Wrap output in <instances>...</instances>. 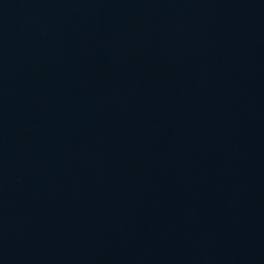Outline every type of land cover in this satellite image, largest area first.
<instances>
[{"label":"water","instance_id":"water-1","mask_svg":"<svg viewBox=\"0 0 264 264\" xmlns=\"http://www.w3.org/2000/svg\"><path fill=\"white\" fill-rule=\"evenodd\" d=\"M0 264H264V0H0Z\"/></svg>","mask_w":264,"mask_h":264}]
</instances>
